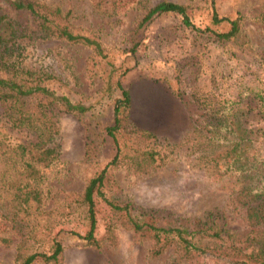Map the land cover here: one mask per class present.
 <instances>
[{"label":"rangeland","instance_id":"1","mask_svg":"<svg viewBox=\"0 0 264 264\" xmlns=\"http://www.w3.org/2000/svg\"><path fill=\"white\" fill-rule=\"evenodd\" d=\"M39 1L68 10L72 26L93 34L106 49L108 59L116 67L128 69L122 84L130 96L129 127H146L161 142L176 144L162 167L142 172L130 171L126 166L118 168L113 174L116 198L170 213L178 220L220 210L228 231L243 236L249 230L243 211L229 199L237 183L225 176L211 177L197 165L196 154L179 140L192 124L188 116L192 120L200 113L198 102L202 97L208 104L221 97H239L243 118L254 129L253 146L264 160V99L259 103L253 95L264 85V23L260 22L264 0H163L190 5L191 21L201 28H214L210 24L211 3L220 16L233 18L238 14L241 30L228 41H215L208 33L185 28L170 14L154 16L140 24L146 9L161 0ZM99 1L104 9L111 10L109 14L97 8ZM0 14L14 16L3 0ZM19 41L24 66L54 75L62 83L58 87L54 84L59 92L71 102L80 101L90 107L76 117L53 109L58 127L52 144L57 158L45 173L49 193L43 210L58 212L65 196L79 193L92 173L113 154L112 143L104 134V128L111 123L112 98L105 86L109 69L102 62L90 75V50L80 44L35 37ZM185 127L179 134V129ZM0 135L11 141L30 138L22 130L8 128L1 105ZM95 207L98 236L108 210L100 201ZM71 218L50 230L63 247L61 264H165L169 258V253L151 257L148 240L118 225L113 229L114 242H103L98 249L87 246L80 236L81 216ZM26 237L25 231L12 229L0 220V264H15V247L20 242L29 243ZM38 247L34 244L31 251Z\"/></svg>","mask_w":264,"mask_h":264},{"label":"trees","instance_id":"2","mask_svg":"<svg viewBox=\"0 0 264 264\" xmlns=\"http://www.w3.org/2000/svg\"><path fill=\"white\" fill-rule=\"evenodd\" d=\"M14 16L0 14V105L8 128L30 135L26 141H11L0 135V220L12 229L26 232V241L15 247V264H61L63 247L51 229L58 222L81 216V238L98 249L103 242L115 240V225L129 229L139 239L150 242L149 255L169 253L165 264H264V160L253 146V128L239 109L240 98L221 97L208 104L198 102L200 113L191 120L179 143L196 154L198 166L211 177L233 179L237 187L230 202L242 209L249 230L241 237L228 231L220 210L202 217L178 220L170 213L135 206L130 200L119 201L114 172L125 167L134 172L153 170L173 151L175 143L161 142L152 132L129 127L130 96L122 82L128 73L116 67L106 49L91 33L70 24V12L39 0H3ZM97 8L109 14L96 3ZM210 24L201 28L191 21L192 7L172 1H159L148 7L140 24L154 16L174 15L180 25L198 33H208L215 41H228L241 30V18L220 16L211 3ZM264 23V13L260 18ZM54 38L80 44L90 50L87 72L95 73L104 62L109 78L106 93L112 98L111 123L104 128L113 146L111 157L100 165L76 194L65 196L59 211L43 210L49 193L45 173L57 158L52 144L57 132L53 109L78 116L89 110L80 101L71 102L57 87L62 83L54 75L23 65L19 39ZM21 57V58H19ZM57 84V87L54 84ZM113 91L117 95H112ZM264 99V85L254 93ZM171 147V148H169ZM108 210L103 231L98 228L95 204ZM66 209L67 213H64ZM72 215V216H71ZM71 216V217H69ZM62 218L61 221H56ZM43 240V241H42ZM37 244L38 249L31 251Z\"/></svg>","mask_w":264,"mask_h":264},{"label":"crops","instance_id":"3","mask_svg":"<svg viewBox=\"0 0 264 264\" xmlns=\"http://www.w3.org/2000/svg\"><path fill=\"white\" fill-rule=\"evenodd\" d=\"M164 116H166V115H164ZM166 117H167L168 120H171V118H172V117H168V116H166ZM172 121H173V120H172ZM175 123H176V121H175ZM142 129H146V127H145V128H142ZM185 129H186V127H185V128H180V129H179V134H181L183 131H185ZM147 130H148V129H147ZM177 131H178V130H177Z\"/></svg>","mask_w":264,"mask_h":264}]
</instances>
